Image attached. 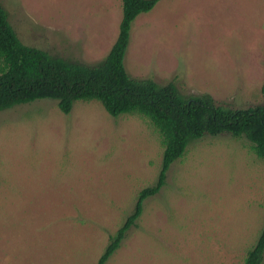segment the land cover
<instances>
[{
	"label": "rangeland",
	"instance_id": "rangeland-1",
	"mask_svg": "<svg viewBox=\"0 0 264 264\" xmlns=\"http://www.w3.org/2000/svg\"><path fill=\"white\" fill-rule=\"evenodd\" d=\"M20 40L96 65L119 34L122 0H0ZM130 77L176 83L217 105L264 104V0H160L133 23ZM162 138L98 101L43 99L0 111V264H97L155 185ZM107 264H244L264 228V162L245 138L206 135L167 173ZM264 264V262H263Z\"/></svg>",
	"mask_w": 264,
	"mask_h": 264
},
{
	"label": "trees",
	"instance_id": "trees-1",
	"mask_svg": "<svg viewBox=\"0 0 264 264\" xmlns=\"http://www.w3.org/2000/svg\"><path fill=\"white\" fill-rule=\"evenodd\" d=\"M160 0H122L119 34L108 55L96 65L64 59L25 45L0 3V111L37 100L57 101L70 114L77 101H98L112 117L147 118L162 138L163 158L155 185L140 191L125 223L110 236L97 264H107L121 248L143 214L145 202L166 185L171 166L185 157L188 147L205 137L231 134L245 137L264 162V104L247 109L217 105L210 95H182L176 83L159 85L152 79L129 76L124 60L136 19L150 13ZM264 94V80L262 85ZM264 228L244 264H263Z\"/></svg>",
	"mask_w": 264,
	"mask_h": 264
}]
</instances>
